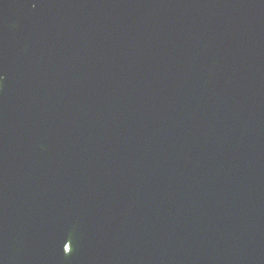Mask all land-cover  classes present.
Listing matches in <instances>:
<instances>
[{"label": "water", "instance_id": "obj_1", "mask_svg": "<svg viewBox=\"0 0 264 264\" xmlns=\"http://www.w3.org/2000/svg\"><path fill=\"white\" fill-rule=\"evenodd\" d=\"M0 264H264V0H0Z\"/></svg>", "mask_w": 264, "mask_h": 264}]
</instances>
